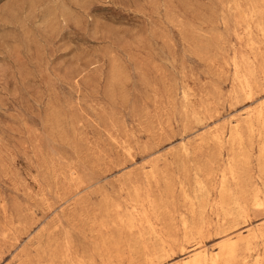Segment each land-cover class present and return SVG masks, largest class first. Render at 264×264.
Instances as JSON below:
<instances>
[{
  "label": "rangeland",
  "instance_id": "obj_1",
  "mask_svg": "<svg viewBox=\"0 0 264 264\" xmlns=\"http://www.w3.org/2000/svg\"><path fill=\"white\" fill-rule=\"evenodd\" d=\"M262 106L264 0H0V264H179L258 233ZM233 163L244 220L218 209Z\"/></svg>",
  "mask_w": 264,
  "mask_h": 264
},
{
  "label": "bare ground",
  "instance_id": "obj_2",
  "mask_svg": "<svg viewBox=\"0 0 264 264\" xmlns=\"http://www.w3.org/2000/svg\"><path fill=\"white\" fill-rule=\"evenodd\" d=\"M241 86V85H240ZM264 117V106L258 112V119L261 120ZM248 129H252L251 120L246 123ZM232 140L241 141V131L237 127L232 133ZM242 146V145H241ZM240 150V149H239ZM241 151V150H240ZM262 154H264V149H262ZM236 164L233 163L228 170V174L223 173L220 177L219 189L221 192L222 202L219 205L218 209H220L222 213V219L233 218L235 219H247L248 216V202L245 198L244 190L240 188V182L237 173H235ZM228 176V177H227ZM196 187L199 190H204L206 183L204 179L196 176ZM153 179L156 176H152ZM231 185H233L234 189H232ZM181 191L184 201L190 200L188 195H186L185 187L181 185ZM199 208L203 210L206 206L205 198H202V201H198ZM218 204L216 205V207ZM229 206L233 209L231 211L229 209H225V207L229 208ZM264 206V203L260 201L258 196L253 198L252 207L255 209H260ZM165 209V208H164ZM163 209V210H164ZM162 210V212H163ZM190 210V209H189ZM217 210V209H215ZM162 212H143L142 220L146 221V223L151 227L152 220H158V216ZM215 213V212H214ZM220 213V212H219ZM220 215V214H219ZM217 217V216H215ZM220 217V216H219ZM220 221V220H219ZM204 224L202 219V213L198 212V215L194 217V220L191 222L186 219H182V227H183V236L184 242L188 243L190 239H199L203 237L204 227L201 225ZM220 226V225H219ZM223 228V227H222ZM220 229V228H219ZM227 230L223 231L225 233ZM225 234L223 235L224 240L218 246V252L215 254H209L207 251L203 249V246L197 242L194 245L190 246V251L186 255L184 260H182L179 264H247V260L250 258L254 259L253 264H264V229L260 230L258 233L249 232L247 235H243L241 233L235 234ZM233 235V236H232ZM231 236V237H230ZM261 243L262 254L257 253L255 250V244L257 242ZM201 242V241H200ZM160 250H165V247L159 248ZM188 249H182V254L185 255ZM66 257L58 258L56 256L50 257L47 261V264H56V261H62L65 263ZM84 264V263H79Z\"/></svg>",
  "mask_w": 264,
  "mask_h": 264
}]
</instances>
